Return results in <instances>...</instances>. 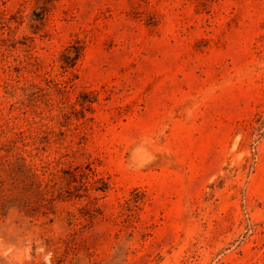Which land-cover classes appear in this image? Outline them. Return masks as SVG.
I'll return each mask as SVG.
<instances>
[{
	"label": "rangeland",
	"instance_id": "374dc122",
	"mask_svg": "<svg viewBox=\"0 0 264 264\" xmlns=\"http://www.w3.org/2000/svg\"><path fill=\"white\" fill-rule=\"evenodd\" d=\"M45 1L0 0V156L35 164L0 264H264V0Z\"/></svg>",
	"mask_w": 264,
	"mask_h": 264
},
{
	"label": "trees",
	"instance_id": "16d2710c",
	"mask_svg": "<svg viewBox=\"0 0 264 264\" xmlns=\"http://www.w3.org/2000/svg\"><path fill=\"white\" fill-rule=\"evenodd\" d=\"M53 1L54 0H46L45 5L47 6L48 3H52ZM10 21L11 18L7 19L5 18V16H3V12L0 13V24L3 29H6V27L8 29H11ZM2 40H6V38H2ZM75 52H76L75 58L77 59L82 54V47L81 46L76 47ZM68 86L69 84L67 82L65 85H63L64 88H68ZM77 102L82 105L83 107L82 111H84L85 101L78 100ZM63 116L68 117V114L64 112ZM5 157L6 156H0V162L4 160V163L7 162L10 165H13L12 170L16 171L18 177H16L12 183H9V180L1 174V171L3 169H2V163H0V217L6 215L9 212V210L14 204L13 202H15L16 200H20V202H24L22 201V197L19 198L15 196L13 190L15 188L23 189L26 188V186H28V183L23 179L21 180L19 175L23 172L24 168H27L28 172H31L35 166V164L31 162H27V156L23 154H20L16 163L12 162L10 159L7 158L5 159ZM63 171L64 174L62 175V177L66 179L68 185H72L73 182H80L81 183L80 186H83L85 191H89L91 189L102 190V191L107 190L106 185L104 187H93L95 186L94 184L98 181H102L104 182V184H106V182L103 177L98 176V172L92 166H89V171H85L82 168L80 169L79 167L69 168ZM38 177L39 176L37 172H32L31 174L28 175L27 178L32 179L30 183L31 186L32 185L37 186V195L39 196L40 200L42 202L49 201L53 197V191L50 190V187H48V183H46L45 186H42L43 183L41 180H39ZM26 205L27 204L24 202L23 206Z\"/></svg>",
	"mask_w": 264,
	"mask_h": 264
}]
</instances>
